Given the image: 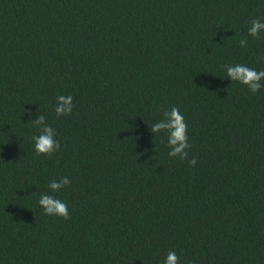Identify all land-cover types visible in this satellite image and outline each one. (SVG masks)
I'll return each instance as SVG.
<instances>
[{"label":"trees","instance_id":"16d2710c","mask_svg":"<svg viewBox=\"0 0 264 264\" xmlns=\"http://www.w3.org/2000/svg\"><path fill=\"white\" fill-rule=\"evenodd\" d=\"M256 18L264 0H0V264H165L169 251L264 264V88L226 72L264 71ZM172 107L188 124L183 161L151 133ZM38 115L51 156L35 151ZM42 193L71 218L46 215Z\"/></svg>","mask_w":264,"mask_h":264},{"label":"clouds","instance_id":"9594fccd","mask_svg":"<svg viewBox=\"0 0 264 264\" xmlns=\"http://www.w3.org/2000/svg\"><path fill=\"white\" fill-rule=\"evenodd\" d=\"M262 32H264V20L259 18L252 19L248 35L254 39H258ZM239 45L240 47H247V39H241ZM226 72L231 81L239 82L246 86L253 94L264 88V71H256L244 64H235L226 66ZM74 107L71 95H59L56 97L54 110L57 117L70 116ZM29 115L31 116V113ZM31 123L38 126L40 130V134L32 138L37 155L51 156L57 152L60 149V144L56 139V132L46 122L45 117L38 115ZM161 132L168 134L169 157H179L182 161L186 160L188 158L187 150L190 148L188 124L178 107H172L169 111H165L163 119L157 121L151 127L152 134ZM188 163L190 166H195L197 161L193 158ZM71 183L72 181L67 176H64L59 180H52L48 187L51 192L56 193ZM39 205L46 215L61 217L64 220L71 218L67 204L53 195L42 193ZM165 264H180V258L175 251L168 252Z\"/></svg>","mask_w":264,"mask_h":264}]
</instances>
